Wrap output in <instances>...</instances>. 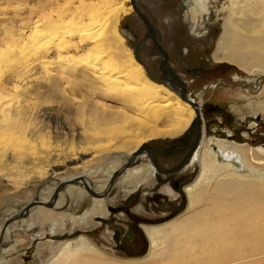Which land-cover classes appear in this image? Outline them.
I'll return each mask as SVG.
<instances>
[{
    "label": "rangeland",
    "instance_id": "rangeland-1",
    "mask_svg": "<svg viewBox=\"0 0 264 264\" xmlns=\"http://www.w3.org/2000/svg\"><path fill=\"white\" fill-rule=\"evenodd\" d=\"M53 1L0 0V87L5 85L9 92L4 89L5 94L0 96V234H3L5 226L11 225L9 235L4 234L5 240L0 242V264H48L64 242L81 235L102 249L104 257L134 262L144 258L149 250L150 243L143 225L176 220L186 212L187 197L184 193L177 201L169 196L155 197V194L167 192L176 196L173 191L168 192L166 184L184 177H188L184 184L195 177L191 181L194 182L200 172L198 160H191L188 169L174 175L156 172L154 185L150 182L153 172L140 181L141 186L134 180L121 183L123 170L112 187L99 193L105 199L106 210L103 213L99 210L94 212V196L87 190L82 199H71L66 195L67 202L55 209V217L34 214L33 218H27L25 215L23 219L27 218L26 223L19 218L5 225L30 201L46 197L55 182L64 175L69 176L71 167L87 169L92 173L89 177L96 187L108 181L113 161H122L119 168L126 163L123 152L106 151L118 145L121 136L128 131L127 126L119 124L109 130L117 141L113 140L109 133H102L100 128H94L96 124L93 123V126L90 123L89 105L94 100L88 96V86L85 85L83 91H71V57L57 56V37L52 35L51 29H46L61 22V18L67 15L68 4L64 0L52 4ZM75 1L77 4L78 1ZM143 2L145 14L163 29L160 43L169 51L177 71L194 81L192 90L219 82L216 89L208 86L209 89L200 93L199 102L204 110L200 119L205 135L202 140H206L202 146L225 140L237 149L247 151L249 157L259 154L264 162V71L259 67L247 71L237 64L216 61L213 57L223 33L222 25L229 14V1L211 0L209 12H198V25L206 30L199 36L192 30L191 16L185 13L187 5L184 7L182 0ZM127 4L133 7L132 0ZM49 5L47 13L41 14L42 9ZM36 20L40 21L39 35L29 30ZM119 28L135 57L136 45L141 59L148 64L153 63L156 56L148 55L141 45L145 27L134 7L129 14L122 16ZM22 30H26L27 37L26 34L21 35ZM147 43L151 45V40L148 39ZM184 50H187L188 58L179 60L177 53ZM39 53L49 57L47 64L41 62L43 55ZM139 62L147 72L144 62ZM199 64L203 71L196 76L191 69ZM148 77L161 82L149 74ZM215 86L212 85L213 88ZM108 101L114 107L120 106L118 102ZM97 136L100 138L97 139ZM163 137L147 139L140 147L147 145L154 150L161 166H172L183 155L178 147L183 146L186 134L177 138ZM74 149L83 152L82 156L70 159L69 154ZM147 158H141L135 165L149 163ZM191 165H195L197 170ZM51 169L56 170L53 176ZM79 179L81 177H76L75 181ZM65 183L67 181L62 184ZM73 184L81 185V182ZM60 190L63 191L64 186ZM73 215L75 223L71 220ZM30 221L34 222L31 227ZM54 227L57 232L51 233ZM14 244L11 252L5 251Z\"/></svg>",
    "mask_w": 264,
    "mask_h": 264
},
{
    "label": "bare ground",
    "instance_id": "bare-ground-1",
    "mask_svg": "<svg viewBox=\"0 0 264 264\" xmlns=\"http://www.w3.org/2000/svg\"><path fill=\"white\" fill-rule=\"evenodd\" d=\"M64 1L68 4L67 15L61 18V22L58 19L59 23L46 29H51L52 35L57 37V56L71 57V91L88 86V96L94 100L91 104L89 102L88 114L92 118L89 122L96 124L94 128H100L102 133L109 135L108 131L119 124L128 128L124 134L120 132L123 136L118 145L106 152H123L126 162L135 163L137 159L145 158V152L141 153L143 146L140 147L143 141L159 136L177 138L194 127L197 116L200 119L204 116L202 103L199 102L200 93L208 89V85L194 91L189 85V90H192L190 97L183 94L176 84L153 81L127 45L119 23L122 16L133 10L127 4L129 0H77V4L75 0ZM228 1L229 14L222 25L223 33L213 53L214 59L237 64L247 71L255 67L264 71V0ZM185 2V13L191 16L193 32L197 36L203 35L206 30L198 25L197 15L209 12L211 0ZM54 3H59V0H54ZM50 6L42 9L41 14L47 13L46 9ZM39 22H33L34 26L29 29L31 33L41 32ZM25 31L22 30L21 35L26 34L27 37ZM48 58L43 55L40 59L47 64ZM184 79L188 83V79ZM4 86L0 87V96L5 94L7 87ZM108 100L118 102L120 106L114 107ZM192 102L197 104L198 115ZM110 139L111 142L115 137ZM205 141L201 140L192 158V162L198 160L200 172L194 182L184 187L186 212L176 220L143 225L150 243L144 258L134 262L106 258L102 249L81 235L64 242L48 264H264V162L259 154L249 157L247 151L237 149L228 141L217 140L202 146ZM82 153L74 149L69 158L81 157ZM121 163L120 159L113 161L108 181L96 187L89 177L92 173L82 169V166L71 167L68 177L62 176L46 197L36 199H54L55 206L34 205L29 209L27 218H33L34 214L55 217V209L64 206L67 196L82 199L87 195V187L102 193L109 187L110 177ZM49 166H52L50 162ZM152 168L150 163L129 167L123 173L121 183L134 180L141 185L140 181L153 172ZM55 173L56 170L51 169V175ZM76 177H81L77 180L81 185L73 184L77 182ZM61 186H64L63 191ZM98 210L100 213L106 210L105 199L94 196V212ZM27 218H22V221L26 223ZM71 220L75 223L76 217L71 216ZM29 225L33 226L34 222L30 221ZM10 226H5L3 234H0L1 242L5 240L4 234L9 235ZM56 232V227L51 229V233ZM14 248L15 244L5 251L11 252Z\"/></svg>",
    "mask_w": 264,
    "mask_h": 264
},
{
    "label": "flooded vegetation",
    "instance_id": "flooded-vegetation-1",
    "mask_svg": "<svg viewBox=\"0 0 264 264\" xmlns=\"http://www.w3.org/2000/svg\"><path fill=\"white\" fill-rule=\"evenodd\" d=\"M182 2H184L186 4L185 0H182ZM185 4H184V7H185ZM136 5H137L139 11L135 10V12L140 17V19L142 20V24L145 27V34H144V37L141 41V45L145 49L146 53H148V55L156 56L153 59L154 60L153 63L148 64V63L144 62L141 59V57L139 56V53H138L139 47L135 45V48L137 49L136 50L137 51V56H136L137 59L139 61L144 62L146 69H147L146 73H148L151 77H153V78H155L161 82L166 81L167 83H171L174 85L176 84L178 87H180V89H182L183 94L192 97V90L190 91L189 87L193 86L194 81L191 79H188L186 77V75H184L183 73H179L177 71L176 64L171 61V55H170L169 51H167L165 48H163V46L160 43L161 34L163 32V29L155 23V20L151 19L150 17H148L145 14V12H144V8H145L144 5L145 4H144L143 0H136ZM142 15L144 16V18L146 20L143 19ZM134 35L136 36V34H134ZM132 36H133V33H132ZM148 39L151 40V45H149L147 43ZM177 58L179 60H182L185 58L187 59L188 58L187 50L180 51L179 53H177ZM185 63H186L185 66H187L188 63L187 62H185ZM202 71H203V68H202L201 64H199L196 67L191 69V72L196 76L199 75V73ZM184 77L188 79V83H187V81H185ZM217 83H219V82H214L213 84H210L208 86L211 89H216L219 86ZM187 84H188V86H187ZM214 84L216 86L214 88H212V85H214ZM204 87H207V85H205ZM196 90H198V89H196ZM196 127H197V122L194 125V127L192 128L193 130L191 129L190 131H187L185 133L186 137L182 141L183 146L178 147L179 150L183 151V155L181 156L180 160H178L177 163H175L172 166H170V165L161 166L159 158L157 157L155 151L152 150L149 146H148V148H149L151 153H149L147 151L148 150L147 148L144 149V147H143L141 149L142 150L141 153L145 152V154H146L145 156L148 157L147 158L148 162L153 167V169H152L153 173L151 174V177L149 175L150 179L152 180V181H150L151 185H154L155 182L157 181L156 172H160V173H164V174H168V175H174V174H176L178 172H182V171H184L190 167V163H191V160L193 158V155L196 152V150L198 149L197 148L194 152H192V149H193L194 144H195V139H196ZM202 136H203V131H202ZM201 140H202V138H201ZM200 143H201V141H200ZM199 146H200V144H199ZM140 159H137L135 163L140 161ZM135 163L131 162L127 168L132 167V166H136L137 164L135 165ZM191 166H194V168L197 170L195 165H191ZM127 168H125L124 172H126ZM187 179H188V177H184V179H181L180 181H170V183L165 185V187H167V188L170 187V189L175 193L176 196H172L169 193H167L165 191V189H164L165 187H164L162 190L166 193H164V194L163 193L162 194L156 193L155 197L162 196L163 198H167L169 196V197H172L173 200H176V201L179 200L180 196L183 197L184 187L187 186L193 180L192 179L190 182L184 184V181ZM139 186H141V185H139ZM184 196H185V193H184Z\"/></svg>",
    "mask_w": 264,
    "mask_h": 264
},
{
    "label": "water",
    "instance_id": "water-1",
    "mask_svg": "<svg viewBox=\"0 0 264 264\" xmlns=\"http://www.w3.org/2000/svg\"><path fill=\"white\" fill-rule=\"evenodd\" d=\"M132 4H133L134 9H135L136 11H139V10H138V7H137V5H136V0H132ZM142 17H143V19H145L143 15H142ZM145 20H146V19H145ZM183 98H185V97L183 96ZM191 104L196 108L197 115H198L199 111H198V109H197V104L194 103V102H192ZM197 118H198V119H197V127H196V139H195V144H194V147H193V149H192V152H194V151L199 147V144H200V141H201V138H202V123H201V120H200V118H199L198 116H197ZM143 147H144V149L147 148V149H148L147 151H148L149 153H151L147 145H144ZM192 152H191V153H192ZM191 153H190V154H191ZM130 163H131L130 161H127L123 167H121L120 169H118V170H116V171L113 172V174L111 175L110 180H109V186H110V187H112L113 182L115 181V179L121 174V172H122L125 168H127V167L129 166ZM87 190H88V191L90 192V194L93 195V196H96V197H97V196H100V195H98L99 193L94 192V191H93L91 188H89V187H87ZM106 192H107V191H106ZM106 192H105V193H106ZM105 193H104V194H105ZM104 194H103V195H104ZM103 195H101V196H103ZM34 205H43V206L48 207V208H53V207L55 206V200H54V199H53V200H49V201H41V200L39 201V200H36L35 202H31V203H29L27 206H25V208H22L21 211H19V213H17V214H15V215L11 216V218L8 219V220L5 222V225H7L9 222H11V221H13V220H17V219H19V218H23V216L27 215L29 209H30L32 206H34ZM5 225H4V226H5ZM0 242H1V237H0Z\"/></svg>",
    "mask_w": 264,
    "mask_h": 264
}]
</instances>
